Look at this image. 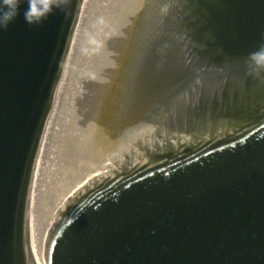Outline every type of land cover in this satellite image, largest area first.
<instances>
[{
	"label": "water",
	"instance_id": "95a60500",
	"mask_svg": "<svg viewBox=\"0 0 264 264\" xmlns=\"http://www.w3.org/2000/svg\"><path fill=\"white\" fill-rule=\"evenodd\" d=\"M82 3L29 26L21 0L0 29V264H264V84L244 63L264 0H160L114 119L158 126L55 208L35 257L32 184Z\"/></svg>",
	"mask_w": 264,
	"mask_h": 264
},
{
	"label": "bare ground",
	"instance_id": "6f19581e",
	"mask_svg": "<svg viewBox=\"0 0 264 264\" xmlns=\"http://www.w3.org/2000/svg\"><path fill=\"white\" fill-rule=\"evenodd\" d=\"M84 4L85 0H83L80 9L68 55L74 44V36L79 25L80 17L85 8ZM160 5V0H126L121 15H118L120 19L114 28V32L116 33L114 37L108 41L109 47L108 45H105L102 48V53L97 58V60L100 61L96 63L99 67H97L98 69H95L96 71L94 70L96 72L94 76L101 75V83L103 79V92L98 95L100 98H104L105 103L109 102L110 96L114 91V83L112 82L113 78L116 77V84L122 83V79L124 78V71L121 70L122 60L129 59L131 56L134 58L133 56L142 46V49L146 50V38L148 32L154 28V13L159 10ZM121 8L122 7L120 6L119 9ZM105 32L106 40H108L111 28H107ZM150 44L153 45L152 43ZM134 63V78L136 80L140 68L138 67L139 65H137V62ZM104 71L105 74L103 73ZM63 75L64 70L61 78ZM131 82L133 83L132 76ZM59 86L60 82L56 90L52 107H54L57 99ZM189 93L190 92L184 93V95L187 96ZM91 96L92 95L88 97L89 101ZM88 99L85 100V98H83L76 106L75 112L70 113L67 116L69 117L68 122L80 125L81 129L75 128V134L68 145L59 148L57 151V161L53 163L48 174L45 176L42 175V177L39 178L36 171L40 164V157L43 154L42 147L44 146V139L42 140L40 154L36 163V171L32 184L29 205L30 243L35 257L41 260L40 242L55 208L62 205L67 200V197L81 188L86 182H88V180L103 173L106 170L107 165L110 164L114 158L120 155L124 156L125 154H130L139 143L148 139L150 135H153L155 128L158 126L159 118H155V123H153L152 114L149 112L142 118L143 120L141 124L131 125L130 127L119 131V143L117 141L115 145L112 143L105 145L106 136L102 140L100 129H97L98 127L95 125L96 122H94V120L99 119L100 115L105 113V111H102L101 113V110L102 108H105V105L98 101L93 103L91 118L86 120L88 115L84 114L86 111L85 108L88 107L86 106ZM114 101L116 102L117 108H122L124 97L121 87L117 95L115 94ZM82 107L83 109L81 111ZM51 111L52 108L50 114ZM50 114L49 117L51 116ZM47 125L45 133L47 131ZM75 147H80V155L75 152ZM105 154H107L106 158H103ZM49 159L50 157L48 160ZM77 160H79V163L76 166L75 164L78 162ZM50 162L51 160L49 163ZM43 165L46 167L44 162ZM40 180L41 182H39Z\"/></svg>",
	"mask_w": 264,
	"mask_h": 264
},
{
	"label": "rangeland",
	"instance_id": "374dc122",
	"mask_svg": "<svg viewBox=\"0 0 264 264\" xmlns=\"http://www.w3.org/2000/svg\"><path fill=\"white\" fill-rule=\"evenodd\" d=\"M125 3L126 0H85V8L74 36V44L64 67V75L60 79L58 96L54 107H52L47 131L44 134L43 154L41 153L40 164L36 171L39 178L48 174L53 163L57 161V151L59 148L68 145L75 134V128L81 129L80 125L68 122L69 117L67 116L75 112L76 106L83 98L86 100L92 95L90 101L88 99L86 103V106H88L85 108L84 114L88 115L86 120L91 118L93 103L98 101L105 105V108L101 110V113L102 111H105V113L100 115L98 120H94L96 122L95 125L98 127L97 129H100L102 140L106 136L105 145L110 143L115 145L117 141L118 143L120 142L119 131L121 129L120 125H118V118H116L117 121H114L118 110L114 97L120 90L121 83L116 84V77L113 78L114 91L110 96L109 102L105 103L104 98H100L98 95L103 92V79L101 83V75L94 76V74L96 73L95 69L99 67L96 63L100 61L97 58L101 55L102 48L105 45L109 47L108 41L116 33L114 28L120 19L118 15H121ZM120 6L122 7L121 9H119ZM107 28H111L108 40H106L105 32ZM103 73L105 74V71ZM82 109L83 107L81 111ZM74 150L80 155V147H75ZM106 155L103 158H106ZM49 157L50 159L48 160ZM50 160L51 162L49 163ZM77 161L76 166L79 163V160ZM43 162L46 167H44Z\"/></svg>",
	"mask_w": 264,
	"mask_h": 264
},
{
	"label": "clouds",
	"instance_id": "9594fccd",
	"mask_svg": "<svg viewBox=\"0 0 264 264\" xmlns=\"http://www.w3.org/2000/svg\"><path fill=\"white\" fill-rule=\"evenodd\" d=\"M28 8L24 12L25 22L29 26L42 24L56 11L69 14L72 0H27ZM21 0H0V29L6 30L19 15ZM249 74L264 84V43L248 53L244 59Z\"/></svg>",
	"mask_w": 264,
	"mask_h": 264
}]
</instances>
